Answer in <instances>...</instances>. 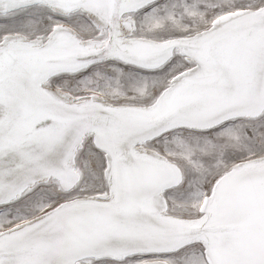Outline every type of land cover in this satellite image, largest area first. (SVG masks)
Instances as JSON below:
<instances>
[{"label":"bare ground","instance_id":"obj_1","mask_svg":"<svg viewBox=\"0 0 264 264\" xmlns=\"http://www.w3.org/2000/svg\"><path fill=\"white\" fill-rule=\"evenodd\" d=\"M157 1L0 0V15L34 5L63 17L84 13L107 36L83 38L60 26L45 39L0 42V207L50 179L74 190L81 177L75 156L88 136L108 160L105 195L70 198L0 232V264L123 260L196 243L211 264H264V156L225 172L202 216L186 218L170 214L164 199L182 183V170L147 145L177 129L210 130L264 114V5L189 36L134 35L132 14ZM177 55L193 66L149 104L72 98L49 86L106 61L155 72Z\"/></svg>","mask_w":264,"mask_h":264},{"label":"rangeland","instance_id":"obj_2","mask_svg":"<svg viewBox=\"0 0 264 264\" xmlns=\"http://www.w3.org/2000/svg\"><path fill=\"white\" fill-rule=\"evenodd\" d=\"M264 0H159L132 14L134 35L156 39L189 36L212 27L226 15L255 10ZM65 26L83 38L107 36L88 15L76 12L63 17L42 5L21 8L0 15V42L22 35L43 39L56 27ZM193 64L177 55L159 71L146 72L116 61L98 63L73 75H61L49 82L54 90L72 98L97 96L112 104H149L180 72ZM88 136L75 156L80 181L65 192L55 180L37 183L20 199L0 207V232L33 221L70 198L102 196L108 191V160ZM158 155L182 170V183L164 194L167 211L186 218L201 217L205 199L214 183L236 164L264 156V114L259 118L229 121L210 130L177 129L147 144ZM129 257V258H128ZM82 260L83 264H211L203 244L196 243L176 253ZM86 262V263H85Z\"/></svg>","mask_w":264,"mask_h":264},{"label":"water","instance_id":"obj_3","mask_svg":"<svg viewBox=\"0 0 264 264\" xmlns=\"http://www.w3.org/2000/svg\"><path fill=\"white\" fill-rule=\"evenodd\" d=\"M166 65H167V64H166ZM166 65H165V66H166ZM165 66H164V67H165Z\"/></svg>","mask_w":264,"mask_h":264}]
</instances>
